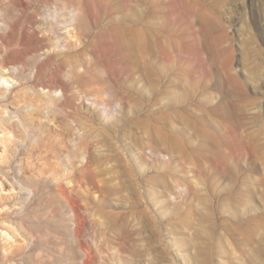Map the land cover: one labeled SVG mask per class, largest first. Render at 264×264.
<instances>
[{
    "label": "rangeland",
    "instance_id": "1",
    "mask_svg": "<svg viewBox=\"0 0 264 264\" xmlns=\"http://www.w3.org/2000/svg\"><path fill=\"white\" fill-rule=\"evenodd\" d=\"M75 2L66 115L0 68V264H264V0Z\"/></svg>",
    "mask_w": 264,
    "mask_h": 264
},
{
    "label": "bare ground",
    "instance_id": "2",
    "mask_svg": "<svg viewBox=\"0 0 264 264\" xmlns=\"http://www.w3.org/2000/svg\"><path fill=\"white\" fill-rule=\"evenodd\" d=\"M31 2L32 0H0L1 75L8 81H11L9 78L12 77L22 83V71L33 68V73L26 77V81L37 82L47 91L45 95H35L36 101L44 100L43 104L37 103V108L46 105L52 112L66 115L68 109L83 95V92L79 93L80 87L77 86L89 79L85 78V75L93 69L92 62L91 59L80 62L72 58L60 59L54 67H50V63L62 54L68 45L62 30L69 27L75 36L84 30L86 23L74 18V12L78 8L75 0H67L64 3L61 0H41L29 13L27 7ZM65 4L69 5L68 10H65ZM48 12H53V17H49ZM64 68L68 69L69 75L63 73ZM57 89L61 90L60 96H56ZM4 101L5 97H0V102ZM26 114L19 115L21 123L17 124L12 120L15 117L13 113L7 117L0 112V162L12 166L17 130L24 131L28 127ZM16 174L14 173V176ZM2 176L5 177L6 174Z\"/></svg>",
    "mask_w": 264,
    "mask_h": 264
}]
</instances>
